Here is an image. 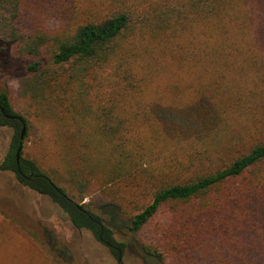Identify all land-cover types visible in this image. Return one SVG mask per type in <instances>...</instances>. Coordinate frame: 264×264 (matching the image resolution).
Masks as SVG:
<instances>
[{
  "label": "trees",
  "instance_id": "trees-1",
  "mask_svg": "<svg viewBox=\"0 0 264 264\" xmlns=\"http://www.w3.org/2000/svg\"><path fill=\"white\" fill-rule=\"evenodd\" d=\"M25 2L0 0V43L26 63L23 111L0 93V126L13 130L0 170L116 256L125 243L83 202L92 188L130 231L167 216L163 248L139 245L163 264H264V0H63L58 32L26 20ZM153 109L205 136L169 134ZM23 123L24 137L46 125L69 142L56 163L75 197L58 167L17 165Z\"/></svg>",
  "mask_w": 264,
  "mask_h": 264
},
{
  "label": "rangeland",
  "instance_id": "rangeland-1",
  "mask_svg": "<svg viewBox=\"0 0 264 264\" xmlns=\"http://www.w3.org/2000/svg\"><path fill=\"white\" fill-rule=\"evenodd\" d=\"M68 1L76 6L79 4V0ZM61 2L63 0H26L22 16L48 31H61L64 16ZM14 47L0 43V93H7L12 107L22 112L26 100L20 96L19 79L25 72L26 63L16 57ZM153 111L171 135L179 132L185 140L205 136L194 124H183L186 121L179 116L172 117L158 109ZM12 135L10 127L0 126V160L10 147ZM178 142L185 144L184 140ZM68 144L64 141V149ZM62 146L55 142L49 126L35 125L34 130L23 138L21 152L23 157L35 159L45 171L53 174L51 170L58 167L56 159L60 157ZM168 148L169 152L174 151L177 145ZM199 149L197 146L190 152ZM174 154L185 161L183 153L175 151ZM56 171L53 180L75 197L74 188L65 180L62 170L58 167ZM140 194L137 193L142 198ZM111 197L100 195L92 188L83 202L91 201V208L103 216V221L113 230L115 240L125 243L119 263L118 256L108 246L96 240L88 230L75 228L48 196L21 185L12 172L0 170V264H163L145 254L139 245L144 242L163 248L159 227L165 225L167 216L160 214L143 229L130 231L129 218L113 211L109 204ZM170 261L169 256L167 262Z\"/></svg>",
  "mask_w": 264,
  "mask_h": 264
},
{
  "label": "water",
  "instance_id": "water-1",
  "mask_svg": "<svg viewBox=\"0 0 264 264\" xmlns=\"http://www.w3.org/2000/svg\"><path fill=\"white\" fill-rule=\"evenodd\" d=\"M24 134H25V125L23 123L22 124V127H21V130H20V140H21V143L19 145V148L16 151V159H17V161H19V158H20V151L22 149V140H23ZM120 261H121V257L119 255V257L117 258V262H120Z\"/></svg>",
  "mask_w": 264,
  "mask_h": 264
},
{
  "label": "flooded vegetation",
  "instance_id": "flooded-vegetation-1",
  "mask_svg": "<svg viewBox=\"0 0 264 264\" xmlns=\"http://www.w3.org/2000/svg\"><path fill=\"white\" fill-rule=\"evenodd\" d=\"M1 111L4 113V111L1 109ZM5 116L6 117H9V118H14L13 116H10V115H8V114H5ZM22 127V126H21ZM20 143H21V140H20ZM20 143H19V145H20ZM19 145H18V148H19ZM17 148V149H18ZM17 149H16V151H17ZM16 151H15V156H16ZM21 151H22V149H21ZM20 151V157L22 156V152ZM6 154V153H5ZM5 154H4V156H5ZM3 156V157H4ZM2 157V158H3ZM20 159V158H19ZM2 160V159H1ZM1 160H0V162H1ZM16 163H17V165H18V163H19V161H17V159H16ZM18 171H19V173L21 174V175H23L21 172H20V170H19V168H18ZM11 172V171H10ZM13 173V172H12ZM14 174V173H13ZM14 176H15V174H14ZM15 179H16V176H15ZM17 180V179H16ZM18 181V180H17ZM118 251V250H117ZM121 254V252H118V257H119V255ZM119 263V262H118Z\"/></svg>",
  "mask_w": 264,
  "mask_h": 264
}]
</instances>
